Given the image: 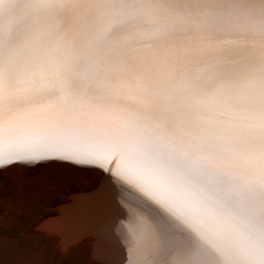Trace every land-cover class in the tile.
Segmentation results:
<instances>
[{"label":"snow or ice","instance_id":"6c2138e0","mask_svg":"<svg viewBox=\"0 0 264 264\" xmlns=\"http://www.w3.org/2000/svg\"><path fill=\"white\" fill-rule=\"evenodd\" d=\"M44 168L73 264H264V0H0V193Z\"/></svg>","mask_w":264,"mask_h":264},{"label":"rangeland","instance_id":"374dc122","mask_svg":"<svg viewBox=\"0 0 264 264\" xmlns=\"http://www.w3.org/2000/svg\"><path fill=\"white\" fill-rule=\"evenodd\" d=\"M10 179L11 193H0V264H73L80 259L82 252L69 255L53 236L34 227L33 210L58 215L59 207L72 195L89 193L94 178L70 175L67 168H44L15 170ZM58 188L69 195L58 194Z\"/></svg>","mask_w":264,"mask_h":264},{"label":"bare ground","instance_id":"6f19581e","mask_svg":"<svg viewBox=\"0 0 264 264\" xmlns=\"http://www.w3.org/2000/svg\"><path fill=\"white\" fill-rule=\"evenodd\" d=\"M83 40H84L83 36L78 37L77 38V43H83ZM91 199H93V197L91 196L90 193H85V194L81 193V194L72 195V199H70V200H72L74 203H76V202H80V201H83V200H91ZM58 211H59L58 216L62 217L65 214L66 209L64 207L60 206ZM54 223H55V221L46 220V221L43 222V224L41 225L40 229L43 230L44 232H46L47 234H49V232L47 230V226L51 225V224H54ZM60 249L63 250V249H66V248L60 247Z\"/></svg>","mask_w":264,"mask_h":264}]
</instances>
